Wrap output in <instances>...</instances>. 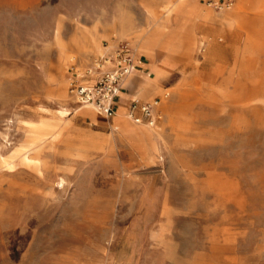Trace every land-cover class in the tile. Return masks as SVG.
Instances as JSON below:
<instances>
[{
  "label": "rangeland",
  "instance_id": "1",
  "mask_svg": "<svg viewBox=\"0 0 264 264\" xmlns=\"http://www.w3.org/2000/svg\"><path fill=\"white\" fill-rule=\"evenodd\" d=\"M223 1L0 0V264H264V0ZM114 39L169 61L142 158L68 92Z\"/></svg>",
  "mask_w": 264,
  "mask_h": 264
},
{
  "label": "built area",
  "instance_id": "2",
  "mask_svg": "<svg viewBox=\"0 0 264 264\" xmlns=\"http://www.w3.org/2000/svg\"><path fill=\"white\" fill-rule=\"evenodd\" d=\"M222 4H229L224 0ZM134 46L127 40L105 42L102 50L83 68L70 66L68 92L80 104H89L105 117L116 112V102L127 75L139 65ZM167 95L166 93L164 94ZM158 96L151 100L130 99L127 116L136 123L153 126L160 114Z\"/></svg>",
  "mask_w": 264,
  "mask_h": 264
},
{
  "label": "crops",
  "instance_id": "3",
  "mask_svg": "<svg viewBox=\"0 0 264 264\" xmlns=\"http://www.w3.org/2000/svg\"><path fill=\"white\" fill-rule=\"evenodd\" d=\"M199 15L202 17H205V16H207V11L201 10V12L197 14V16H199ZM142 34H143V32L136 38V42L141 40ZM137 54H143V53H142V51L137 50ZM140 57H141V55H139V57H138L139 60H140ZM167 64H169V61L166 58V55L163 53H160V52H157V55L153 60L152 59L151 60L146 59L142 63L139 62L138 67L136 69H134L132 72H130V74L126 77V79L124 80V82L122 84V87H121V90L119 92V96H118L117 102H116V104H117L116 105V108H117L116 111L118 112L119 107L123 105V106H125V108H124V112H125V109H126L127 104H128L130 99H143V97L139 96L138 93L145 91V89L147 87L148 80L142 74L148 72V70H151L154 73V76L152 78V81H153L152 94H154L157 87H158L159 79L161 77H163L167 72V69H166ZM147 74H148L147 76L150 75L149 73H147ZM74 113L75 114L77 113L78 115H82V116H87L94 123L97 122L95 117H90L89 115L82 113L80 111L79 107L74 110ZM129 120L132 123H134L135 125H137V123L133 122L131 119H129ZM115 131H116L118 138L121 141H124V140L127 141L128 145L130 146L131 153L133 151H135L138 153L140 158L143 157V153H141V151L136 149V147L133 144H131V140L135 138L136 132L138 133L139 131H143L142 126H135L133 129H131L129 131H124V128L120 126V127H117L115 129ZM89 140H90V143H94V141H95L91 137ZM148 144H146V146Z\"/></svg>",
  "mask_w": 264,
  "mask_h": 264
},
{
  "label": "bare ground",
  "instance_id": "4",
  "mask_svg": "<svg viewBox=\"0 0 264 264\" xmlns=\"http://www.w3.org/2000/svg\"><path fill=\"white\" fill-rule=\"evenodd\" d=\"M99 39V38H98ZM88 41H89V44H90V46H94V47H96L97 45H98V43H97V39H94L93 37H89V39H88ZM130 74V73H129ZM128 74V75H129ZM127 75V76H128ZM126 79V78H125ZM143 88V87H142ZM152 91H153V81L152 80H148V84H147V87H146V89H145V91H142V92H139L138 94L139 95H143V96H150V95H152ZM62 92H64V91H62ZM165 93H167V92H165ZM79 109H90V110H93V111H95L96 113H98V114H101L99 111H97L96 109H94L91 105H89V104H83L82 106H79ZM59 112L60 113H62V114H64V113H70L69 111H66V110H59ZM117 112V111H116ZM117 115H122L124 118L123 119H119V122L122 124V125H127L126 124V121L124 120V119H126L125 118V113H124V111L123 112H121L120 110L117 112ZM127 115V114H126ZM121 116V117H122ZM93 117H96L97 119H101V121L103 120L101 117H98V116H93ZM128 117V116H127ZM116 118V117H115ZM129 118V117H128ZM130 119V118H129ZM127 120V119H126ZM116 121V120H115ZM134 122V121H133ZM136 123V122H135ZM120 124V125H121ZM146 125V124H145ZM148 126V128L147 129H143V131H139L138 133L136 132V136L135 137H137L140 141H142L144 138H148V139H150V140H152L153 139V127L152 126H149V125H147ZM131 129H133V128H129L128 126L124 129V131H129V130H131ZM132 134V133H131ZM226 240V239H225Z\"/></svg>",
  "mask_w": 264,
  "mask_h": 264
}]
</instances>
